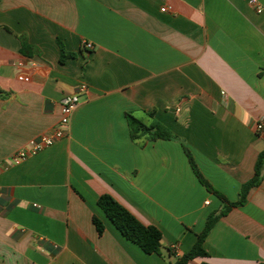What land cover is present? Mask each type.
<instances>
[{
  "label": "crops",
  "instance_id": "0c3cea01",
  "mask_svg": "<svg viewBox=\"0 0 264 264\" xmlns=\"http://www.w3.org/2000/svg\"><path fill=\"white\" fill-rule=\"evenodd\" d=\"M248 1L0 0V264H172L225 206L187 151L239 200L264 150V0L260 14ZM59 42L75 57L62 63ZM82 85L64 137L12 164ZM129 112L173 138L133 141ZM105 194L161 231L159 254L120 233L98 205ZM203 247L188 264L264 261V167Z\"/></svg>",
  "mask_w": 264,
  "mask_h": 264
},
{
  "label": "trees",
  "instance_id": "16d2710c",
  "mask_svg": "<svg viewBox=\"0 0 264 264\" xmlns=\"http://www.w3.org/2000/svg\"><path fill=\"white\" fill-rule=\"evenodd\" d=\"M7 29V28H6ZM22 44V52L28 53L27 50L32 49L30 45L26 42L24 36L19 38ZM60 47V61L63 63L68 58L75 57L74 53H68L65 51L63 45L59 42ZM154 116V113H151ZM127 120L129 126V132L131 139L137 141L143 136H146L150 140H171L173 138V133L167 127L159 123L158 121H153L149 124L143 120L137 118L132 113H127ZM192 168L197 175L200 182L207 187L210 192L215 193L219 196L225 203L223 210L219 213H212L209 215L204 230L198 235V239L193 246V248L187 253L177 258L172 264H188L189 261L197 257H207L208 254L205 251L203 244L205 239L217 222V220L225 216L232 208L243 205L246 202L247 195L249 191L260 184L261 174L264 167V150L259 154L255 165L254 177L241 187L239 193V200L237 202H229L222 195H220L216 190H214L202 177L198 171L192 156L187 151ZM99 207L104 211L107 217L111 220L114 226L120 231V233L130 242L138 245L147 254H159L161 251V231L154 226H147L143 224L139 219L136 218L128 209H126L122 204L115 200L111 195L105 194L100 196L98 200ZM93 222L97 228L100 235L104 232V225L98 218L94 217ZM208 264V263H203ZM256 264H264V261L257 262Z\"/></svg>",
  "mask_w": 264,
  "mask_h": 264
},
{
  "label": "built area",
  "instance_id": "2783aa9c",
  "mask_svg": "<svg viewBox=\"0 0 264 264\" xmlns=\"http://www.w3.org/2000/svg\"><path fill=\"white\" fill-rule=\"evenodd\" d=\"M251 6L255 8V11L260 14L263 12V7L259 3L258 0H249L248 1ZM162 11H166L165 8ZM83 47L88 50L93 48V45L90 42H83ZM20 80L29 81V76L21 75L19 77ZM86 90V86L82 85L78 92L67 95L64 97L61 103V119L59 121L56 129L48 134L41 135L39 138L31 140L27 147L16 152L10 159L12 164H18L24 160H26L30 155L37 154L44 149L48 148L55 142L61 140L64 137L65 129L68 127L70 123L71 116L75 109L79 104L78 93L84 92ZM257 132L264 131V118L260 119L256 125ZM173 250H176V246L173 247Z\"/></svg>",
  "mask_w": 264,
  "mask_h": 264
}]
</instances>
